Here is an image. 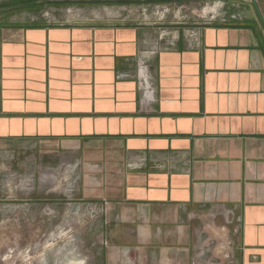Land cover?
I'll return each mask as SVG.
<instances>
[{
	"label": "crops",
	"instance_id": "crops-1",
	"mask_svg": "<svg viewBox=\"0 0 264 264\" xmlns=\"http://www.w3.org/2000/svg\"><path fill=\"white\" fill-rule=\"evenodd\" d=\"M41 2L0 0V150L75 161L79 198L108 210L98 264H200L206 233L224 241L216 252L231 244L232 264H264V22L251 0L176 29L24 10Z\"/></svg>",
	"mask_w": 264,
	"mask_h": 264
},
{
	"label": "rangeland",
	"instance_id": "rangeland-1",
	"mask_svg": "<svg viewBox=\"0 0 264 264\" xmlns=\"http://www.w3.org/2000/svg\"><path fill=\"white\" fill-rule=\"evenodd\" d=\"M243 1L248 3V0H42L38 6L24 10H42L58 19L66 9H72L71 14L87 18L160 23L176 29L196 26L211 15L219 17L226 7L232 9L239 4L242 7ZM255 1L264 13V0ZM214 4L215 10L203 12ZM141 68L144 69L142 66L139 69L141 87L145 89ZM74 162L34 158L28 153L14 158L0 150V264H98L99 220L108 210L105 205L79 198L76 175L68 172V165ZM208 234L202 239L208 250L199 256L200 264H232L230 258L223 257L231 251V244H224L221 253L216 252L215 247L224 241L217 236L207 239Z\"/></svg>",
	"mask_w": 264,
	"mask_h": 264
},
{
	"label": "bare ground",
	"instance_id": "bare-ground-1",
	"mask_svg": "<svg viewBox=\"0 0 264 264\" xmlns=\"http://www.w3.org/2000/svg\"><path fill=\"white\" fill-rule=\"evenodd\" d=\"M217 4H214L213 7H208V8H204L203 9V12L207 9V11H213L215 10V7H216ZM97 13V12H96ZM98 14V13H97ZM95 16V15H94ZM99 16V14H98ZM141 77H142V80H143V85H145V89H144V96L142 98L143 102L146 101L149 97H151V89L149 88V82H148V79H147V73L145 72V69H142L141 68ZM143 95V94H142Z\"/></svg>",
	"mask_w": 264,
	"mask_h": 264
},
{
	"label": "water",
	"instance_id": "water-1",
	"mask_svg": "<svg viewBox=\"0 0 264 264\" xmlns=\"http://www.w3.org/2000/svg\"><path fill=\"white\" fill-rule=\"evenodd\" d=\"M251 2H252V5H253L256 13L259 15V18L262 20L260 12H259V9H258L257 4H256V1L255 0H251Z\"/></svg>",
	"mask_w": 264,
	"mask_h": 264
},
{
	"label": "built area",
	"instance_id": "built-area-1",
	"mask_svg": "<svg viewBox=\"0 0 264 264\" xmlns=\"http://www.w3.org/2000/svg\"><path fill=\"white\" fill-rule=\"evenodd\" d=\"M212 17H214V15H211ZM210 18V17H209Z\"/></svg>",
	"mask_w": 264,
	"mask_h": 264
},
{
	"label": "trees",
	"instance_id": "trees-1",
	"mask_svg": "<svg viewBox=\"0 0 264 264\" xmlns=\"http://www.w3.org/2000/svg\"><path fill=\"white\" fill-rule=\"evenodd\" d=\"M23 6V5H22Z\"/></svg>",
	"mask_w": 264,
	"mask_h": 264
}]
</instances>
